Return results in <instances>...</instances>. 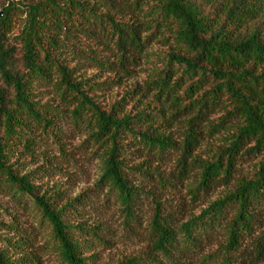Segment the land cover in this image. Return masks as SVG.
Returning <instances> with one entry per match:
<instances>
[{
  "label": "trees",
  "instance_id": "1",
  "mask_svg": "<svg viewBox=\"0 0 264 264\" xmlns=\"http://www.w3.org/2000/svg\"><path fill=\"white\" fill-rule=\"evenodd\" d=\"M113 11L116 8L137 14L131 23L124 24L111 14H98L91 0H19L9 4L0 16V193L9 194L21 202L31 198L44 220L51 226V235L63 264H93L98 255L85 256L93 246H108L102 235V226L76 227L68 225V212L79 214L89 203L85 193L66 202L56 210L45 196L38 197V188L32 183L31 173L20 176L10 157L16 145L34 155V129L60 134L56 121L59 116L72 120L75 125L87 123L97 131L90 138L95 143H109L105 152L104 172L98 187L107 183L109 191L117 195L127 218L136 215L140 188L133 185L127 171L146 176L151 170L140 171L141 166L127 168L120 140L130 136L139 146L134 152H145L149 159L162 162L172 151H178V176L184 177L193 164L200 169V179L191 189L193 197L226 186L236 172V163L245 157L261 155L259 171L254 179H237L234 189L222 199L212 202L198 216L180 227L175 221L161 217L157 209L152 222L154 256L173 260L188 256L202 245V241L224 234L226 243L208 258L219 257L224 264H259L264 262V0H96ZM14 10L22 20L19 35L10 36ZM121 12V11H118ZM142 17V18H140ZM84 23L86 28H80ZM105 30L104 49L116 55L115 62L86 57L99 67L117 73L114 82H121L130 71L128 67L139 62L147 45L157 36L172 44L168 65L157 74L150 86L157 90L156 97L165 95L185 114L186 136L177 146L167 135L154 127L145 111L135 116H117L120 103L109 113L103 112L83 91L93 85L76 81L77 66L59 55L63 48H71L59 40L63 34L81 47L76 32L95 36ZM54 30V31H52ZM142 32H150L142 37ZM14 40L10 42L9 40ZM69 49V50H71ZM73 52V49H72ZM174 66H176L174 68ZM118 73H122L119 76ZM173 79V77H175ZM59 94L60 102L73 106L70 114L57 111L54 115L35 101L33 84L50 82ZM225 114L216 123L209 122V132L216 134L230 121H237L236 132L226 149L213 155L211 161L193 156L202 136L201 123L215 110ZM171 117V116H170ZM141 126H145L141 130ZM106 137L102 142L101 139ZM253 146L246 148L248 144ZM153 180V179H152ZM159 184L165 185L162 179ZM0 226H4L0 223ZM5 228V226H4ZM79 235L80 239L75 235ZM154 264L160 260L153 259ZM0 264H39L24 255L11 260L0 249Z\"/></svg>",
  "mask_w": 264,
  "mask_h": 264
},
{
  "label": "rangeland",
  "instance_id": "2",
  "mask_svg": "<svg viewBox=\"0 0 264 264\" xmlns=\"http://www.w3.org/2000/svg\"><path fill=\"white\" fill-rule=\"evenodd\" d=\"M96 2L91 0V4ZM18 3L19 0H0V15L4 7ZM95 5L98 14H111L116 21L124 24H132L131 22L138 17L129 10L116 8L117 11H113L102 3ZM14 11L10 36L19 35L22 29L23 16L18 10ZM260 25L264 27V19L260 20ZM86 27L84 23L80 25L81 29ZM105 32L104 30L102 34L97 29L93 32L95 36H87L77 31L78 41L84 43L81 47L61 34L59 40L72 47L73 52L71 48H63L59 50L62 52L57 56L68 59L71 67L77 66L74 75L77 82L89 80L87 86H93L89 90L83 88V91H86L88 97L103 112L109 113L113 105L118 102L122 103L119 105L120 110H115L117 116L125 114L135 116L143 110L153 120L154 127L159 126L160 133L169 136L177 146H181L186 136L183 120L187 116L178 114L172 117L178 109L172 106L173 102L170 98L166 99L165 95L156 97L157 90L149 84L153 83L159 71L168 65V53L173 49L172 44L162 42L157 36L147 45L139 62L128 67L130 71L128 76L123 77L121 82H114L117 79L116 72L99 67L86 59L92 57L106 63L116 61L117 56L104 49L105 45L112 47L110 43H106L108 39L104 37ZM149 34L150 32H142L141 35L145 37ZM118 75L123 74L118 73ZM175 78L176 76L173 77ZM54 81L53 77L48 83L33 84L35 101L46 106L45 110L53 115L57 111H67L70 114L74 105L65 106L60 102L59 94L52 86ZM224 114L225 111L217 109L201 123L202 126L197 131L203 134L197 147L193 149L194 157L211 161L213 155L228 147L231 136L236 132L235 127L239 124L237 121L228 122L223 130L216 134L208 130V123H216ZM67 115L64 118L61 116L57 118L56 123L60 127L58 131L60 134L57 136L34 129L33 136L36 138L34 155L27 154L21 145H16L10 163L15 164L19 169L20 176L31 173L32 183L38 188L36 195L45 196L56 210L66 202L74 200L83 193L86 194L89 203L84 204L77 215L68 212L65 220L68 225L75 227L79 223L88 228L102 226V235L109 245H95L93 250L84 254L98 255L93 264H154V258L160 260L159 264H224L220 256L207 257L226 243L224 234H218L208 241L203 240L201 247L188 256H175L170 261L154 256L155 236L152 234L151 225L157 204H163L161 217L175 221V226L180 227L191 218L198 216L212 202L222 199L232 191L237 179H254L259 171L261 155L239 160L235 165L236 172L228 185L215 187L207 193L201 191L198 197H193L191 189L198 185L200 179L197 163L193 164L184 177H180L177 173V160L180 157L178 151H172L162 162L155 161L149 159L145 152H134L139 146L130 136H126L120 140V144L124 146V151L133 153L124 156L128 159L127 168L140 165L139 170L142 172L151 170L145 174L146 176L137 172H126L133 185L140 188L137 210L134 211L136 215L133 219L127 218L116 193L109 191L107 183L102 184L101 187L97 186L104 172L105 152L109 143H95L90 137L97 128L87 123L75 125ZM144 128L145 126H141V130ZM251 146L253 143L248 144L246 148ZM158 179H162L165 185L159 184ZM0 223L5 226V228L0 226V249L5 250L11 260L17 261L26 255L34 256L39 264H63L57 251V244L51 235V226L43 219L31 198H23L18 202L11 195L0 193ZM75 236L80 239L79 235ZM83 239L85 238L80 240Z\"/></svg>",
  "mask_w": 264,
  "mask_h": 264
},
{
  "label": "water",
  "instance_id": "3",
  "mask_svg": "<svg viewBox=\"0 0 264 264\" xmlns=\"http://www.w3.org/2000/svg\"><path fill=\"white\" fill-rule=\"evenodd\" d=\"M1 16V15H0Z\"/></svg>",
  "mask_w": 264,
  "mask_h": 264
}]
</instances>
